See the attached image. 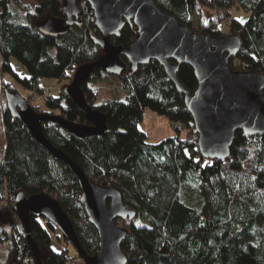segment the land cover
I'll return each mask as SVG.
<instances>
[{"label":"trees","instance_id":"obj_1","mask_svg":"<svg viewBox=\"0 0 264 264\" xmlns=\"http://www.w3.org/2000/svg\"><path fill=\"white\" fill-rule=\"evenodd\" d=\"M64 1L39 0L31 7L24 0H0V220L9 216L8 222H0V264H37L32 244L41 264L73 260L67 249L52 244L49 232L56 228L45 219L31 215L26 234L15 202L21 192L51 194L72 221L86 253L96 256L99 249V234L89 221L78 179L35 142L7 105L8 96L17 91L4 79L6 73L42 94L40 81L56 78L67 84L58 97L46 98L48 111L32 108L44 114L59 110L67 121L90 125L85 109L77 107L65 89L79 68L104 55L96 45L102 36L90 4L77 1L79 14L68 24ZM154 1L195 32L214 38L238 36L242 48L230 59L233 71L264 74V0ZM235 4L246 18H233ZM203 8L213 16L204 15ZM42 25L54 28L51 35L40 32ZM137 37V27L128 23L110 42L125 46ZM12 57L29 77L14 72ZM117 63L122 68L117 77L128 92L125 101L96 106L97 93L88 82L82 84L88 106L106 117V134L78 138L50 122L41 126L52 145L82 167L91 182L119 191L125 207L135 213L133 219L117 221L127 232L121 249L128 264H264V136L247 137L238 131L229 159L206 160L198 149L186 97L164 66L152 60L133 70L122 56ZM104 73L96 69L88 81ZM177 76L190 94L196 92L198 81L189 65H181ZM146 108L166 116L176 136L155 146L146 142L140 128Z\"/></svg>","mask_w":264,"mask_h":264},{"label":"water","instance_id":"obj_2","mask_svg":"<svg viewBox=\"0 0 264 264\" xmlns=\"http://www.w3.org/2000/svg\"><path fill=\"white\" fill-rule=\"evenodd\" d=\"M77 1L90 4L95 26L102 36L96 45L104 51L97 63L79 68L72 84L65 89L77 107L85 109L86 122L90 125L67 121L61 115L37 113L18 93L8 96L7 105L12 116L29 128L35 142L56 161L71 169L78 179L89 221L99 234L96 256L86 253L72 221L51 194L27 196L21 192L15 199L16 210L28 235L31 215L52 223L63 233L84 264H128L121 249L127 232L117 225V221L133 219L135 213L125 207L119 191L91 182L82 167L54 147L44 135L42 123L59 125L78 138L106 134V117L88 106L82 84L88 82L96 69L108 75H120L122 68L117 63L120 56L128 59L133 70L155 60L164 66L167 76L186 97L185 106L193 119L202 157L226 161L230 158L236 132L242 130L247 137L264 136V74L233 71L230 59L236 58L242 48L238 36L214 38L195 32L178 22L154 0H65L68 24H72L79 14ZM128 23L137 27V39L129 45L114 46L110 38L118 37ZM53 29L42 25L40 32L48 36ZM184 64L189 65L196 75L198 89L194 94H190L178 79L177 71ZM32 245L37 264H41L36 246Z\"/></svg>","mask_w":264,"mask_h":264},{"label":"rangeland","instance_id":"obj_3","mask_svg":"<svg viewBox=\"0 0 264 264\" xmlns=\"http://www.w3.org/2000/svg\"><path fill=\"white\" fill-rule=\"evenodd\" d=\"M38 1L39 0H24V2H26L31 7H35L36 5H38ZM203 14L208 15V17L213 16L211 11L207 8H203ZM232 16L234 19H243L247 17V15L238 7L237 4L232 7ZM228 21L229 18L226 17L224 21L225 27L229 25L230 22ZM198 23L199 21L195 18L194 24L198 25ZM10 62L12 63V67L15 73L21 75L22 78L29 77V73L26 70L21 69L20 62L17 60V58L12 57ZM4 79L9 84L13 85L17 93L21 94V96L28 101L31 107H38L41 112L48 111L46 98L48 96H54L55 98L58 97L60 91L67 84V81L64 80H58L56 78H44L40 81V87L41 89H43L44 93L42 94L36 91L29 90L25 86H22L21 83L16 80L13 74L6 73L4 75ZM121 83V79H119L117 76L112 74L108 75L105 73L97 79H90L88 81V85L97 93L96 106H100V104L110 101H125L126 97L128 96V92L122 89ZM145 110L146 111L144 112L142 119L143 122L140 125V128L147 134L146 142L155 146L163 143L168 138L176 136L177 132L172 128L171 122L166 116H161L148 108H146ZM52 115H60L59 110H57L55 114ZM183 131L184 130L182 129L181 134ZM185 134H187L186 131L183 135ZM4 218L8 219L9 216H4ZM42 223L44 227H46V223H44V221H42ZM49 233L52 239V244H54L56 249H67L68 254H70L71 258H73V260H71L69 264H84L83 261L77 257L79 255L76 253V250L73 248V246L68 243L63 233H60L58 229L51 230Z\"/></svg>","mask_w":264,"mask_h":264},{"label":"flooded vegetation","instance_id":"obj_4","mask_svg":"<svg viewBox=\"0 0 264 264\" xmlns=\"http://www.w3.org/2000/svg\"><path fill=\"white\" fill-rule=\"evenodd\" d=\"M8 220H9V218H8V219H5V218L3 217V218H1L0 222H1V224H4V223H6ZM5 226H7V225H5Z\"/></svg>","mask_w":264,"mask_h":264},{"label":"built area","instance_id":"obj_5","mask_svg":"<svg viewBox=\"0 0 264 264\" xmlns=\"http://www.w3.org/2000/svg\"><path fill=\"white\" fill-rule=\"evenodd\" d=\"M178 130H182L181 124L177 125Z\"/></svg>","mask_w":264,"mask_h":264}]
</instances>
